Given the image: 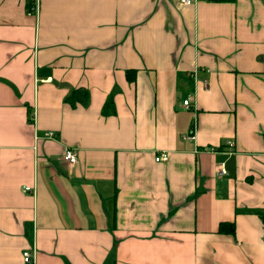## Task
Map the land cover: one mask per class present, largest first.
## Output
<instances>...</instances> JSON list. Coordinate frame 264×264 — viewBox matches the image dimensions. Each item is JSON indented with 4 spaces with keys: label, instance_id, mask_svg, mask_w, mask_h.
<instances>
[{
    "label": "crops",
    "instance_id": "crops-1",
    "mask_svg": "<svg viewBox=\"0 0 264 264\" xmlns=\"http://www.w3.org/2000/svg\"><path fill=\"white\" fill-rule=\"evenodd\" d=\"M263 61L264 0H0V264H264Z\"/></svg>",
    "mask_w": 264,
    "mask_h": 264
},
{
    "label": "built area",
    "instance_id": "built-area-1",
    "mask_svg": "<svg viewBox=\"0 0 264 264\" xmlns=\"http://www.w3.org/2000/svg\"><path fill=\"white\" fill-rule=\"evenodd\" d=\"M174 1L184 3V4H191L195 0H174ZM262 64L264 65V61L262 62ZM203 83H204V85L207 84L206 81H203ZM190 99H191L190 96H188L182 100V104L184 105V107H189ZM44 136L51 138V137H53V132L52 131H46L44 133ZM167 157L168 156H167L166 152H161V153H158L154 159L157 161L158 160H166ZM62 158L69 163L75 162L76 161V151L74 150V148L64 147L63 153H62ZM218 172L220 174H223L225 172V170L221 167V165L219 166ZM23 189L25 191H31L32 190V188H30V186H24ZM263 203H264V199H263ZM261 236L264 238V229L261 231ZM34 253H35L34 248L24 249L22 251V258H23L24 262L32 263L34 260Z\"/></svg>",
    "mask_w": 264,
    "mask_h": 264
},
{
    "label": "trees",
    "instance_id": "trees-1",
    "mask_svg": "<svg viewBox=\"0 0 264 264\" xmlns=\"http://www.w3.org/2000/svg\"><path fill=\"white\" fill-rule=\"evenodd\" d=\"M132 71L131 70H127V77H128V79H130V80H133V73H131ZM76 98V99H81L82 100V102L86 99V96L83 94V93H81V92H79V90H76V91H74L69 97H68V99L69 100H72V98ZM227 225H229L230 226V228H231V230H233V225L231 224V223H227ZM231 225H232V227H231Z\"/></svg>",
    "mask_w": 264,
    "mask_h": 264
}]
</instances>
